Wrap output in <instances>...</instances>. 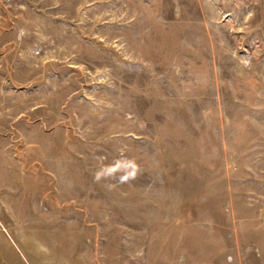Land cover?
<instances>
[{
	"label": "rangeland",
	"instance_id": "obj_1",
	"mask_svg": "<svg viewBox=\"0 0 264 264\" xmlns=\"http://www.w3.org/2000/svg\"><path fill=\"white\" fill-rule=\"evenodd\" d=\"M0 264H264V0H0Z\"/></svg>",
	"mask_w": 264,
	"mask_h": 264
},
{
	"label": "clouds",
	"instance_id": "obj_2",
	"mask_svg": "<svg viewBox=\"0 0 264 264\" xmlns=\"http://www.w3.org/2000/svg\"><path fill=\"white\" fill-rule=\"evenodd\" d=\"M139 171V166L135 160L124 159V160H116L113 165L106 166L97 171L95 175V179L97 181L102 178H112L115 177L119 180L120 183L128 182L130 179H135L137 176V172ZM120 172L122 173L118 177L116 174Z\"/></svg>",
	"mask_w": 264,
	"mask_h": 264
}]
</instances>
